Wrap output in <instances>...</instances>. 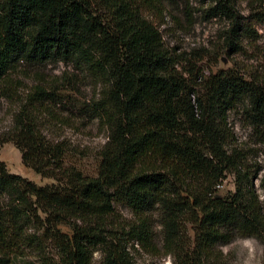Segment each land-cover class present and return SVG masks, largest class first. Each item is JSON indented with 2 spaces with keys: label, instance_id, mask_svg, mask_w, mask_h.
<instances>
[{
  "label": "trees",
  "instance_id": "1",
  "mask_svg": "<svg viewBox=\"0 0 264 264\" xmlns=\"http://www.w3.org/2000/svg\"><path fill=\"white\" fill-rule=\"evenodd\" d=\"M214 2L216 14L228 17L234 0ZM146 9L149 0H0V99L16 100L26 88L13 77L22 61L75 63L98 87L81 112L107 133L96 173L85 175L83 151L47 140L40 129L44 105L61 101L59 84L38 80L19 99L0 146L13 144L26 168L54 183L37 185L0 162V262L12 264L25 249L39 255L49 241L63 264H94L95 252L100 264H136L133 244L176 264H219L217 247L235 237L264 244V213L249 181L236 170L235 192L216 195L224 173L236 169L219 122L246 101L254 124L264 126V83L227 72L196 91L174 69L178 60L164 49ZM118 203L135 217L124 227L113 226ZM155 209L160 244L152 232ZM33 223L36 232L28 233Z\"/></svg>",
  "mask_w": 264,
  "mask_h": 264
},
{
  "label": "rangeland",
  "instance_id": "2",
  "mask_svg": "<svg viewBox=\"0 0 264 264\" xmlns=\"http://www.w3.org/2000/svg\"><path fill=\"white\" fill-rule=\"evenodd\" d=\"M214 0H149L145 17L158 29L164 49L178 61L174 69L195 82L196 91L204 92L205 81L219 73H230L244 81L264 83V0H234L229 16L216 14ZM13 77L22 79L26 88L20 90L16 100L0 99V135L12 126V115L20 107L19 99L33 84L58 83L61 101L47 102L41 115L45 124H40L42 134L49 141L60 140L83 151L79 159L85 175L96 173V154L105 144L107 133L96 122H91L82 112L97 92L95 81L78 64L51 61L31 66L20 62ZM82 111V112H81ZM59 116L73 126H62L50 118ZM46 121L50 123L47 124ZM219 126L224 133V150L231 156L235 167H229L224 178L216 187L217 197H227L235 192L236 170L249 181L259 206L264 213V126L255 125L246 101L237 103L223 113ZM0 162L11 174L19 175L37 185L54 183L43 179L21 161L20 152L13 144L0 146ZM158 211L150 212L152 232L157 244L161 241V226ZM113 226H126L134 221L132 209L126 203L114 206ZM27 232H36V223ZM66 231L65 228H62ZM192 238V232L189 231ZM132 242L128 245L130 248ZM130 251L136 264H176L171 256H151L142 252L137 245ZM39 255L31 249L19 251L12 264H63L58 249L52 242H45ZM222 253L219 264H264V244L256 238L235 237L231 242L217 247ZM0 261L2 258L0 256ZM0 264H8L4 262ZM94 264H100L99 252L93 254Z\"/></svg>",
  "mask_w": 264,
  "mask_h": 264
}]
</instances>
